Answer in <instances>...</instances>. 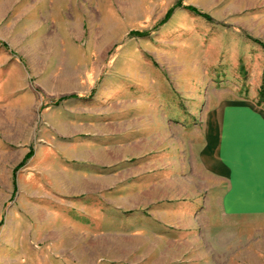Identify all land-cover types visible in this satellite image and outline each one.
<instances>
[{
    "label": "rangeland",
    "instance_id": "374dc122",
    "mask_svg": "<svg viewBox=\"0 0 264 264\" xmlns=\"http://www.w3.org/2000/svg\"><path fill=\"white\" fill-rule=\"evenodd\" d=\"M230 103L264 112V0H0V264H264V185L201 163Z\"/></svg>",
    "mask_w": 264,
    "mask_h": 264
},
{
    "label": "crops",
    "instance_id": "0c3cea01",
    "mask_svg": "<svg viewBox=\"0 0 264 264\" xmlns=\"http://www.w3.org/2000/svg\"><path fill=\"white\" fill-rule=\"evenodd\" d=\"M114 97L115 95L106 98V102ZM101 103L103 102L95 100L91 104L95 106ZM90 118L91 123L108 122L99 116ZM204 123L205 148L201 153V163L205 169L230 180L231 190L225 197L224 205L234 210L245 202L240 200L239 187L247 188L248 191L250 189L252 194H256L259 182H261L260 186L264 185V112L258 107L245 103L223 104L208 115ZM87 126L92 132L84 129L80 136L92 140L87 139L88 144L75 158L81 163L96 166L111 164L112 161L109 164L97 161V156L95 157L93 152L94 148H97L96 143L100 146L104 145L102 148L106 150L113 147L93 139L97 135V129L92 125ZM129 139L128 137L126 140L127 145L132 143ZM137 139L141 140L142 137ZM110 140L113 138L111 137ZM111 144L112 142L109 145ZM87 149L89 151H86ZM66 156L70 157L72 154L68 152Z\"/></svg>",
    "mask_w": 264,
    "mask_h": 264
},
{
    "label": "trees",
    "instance_id": "16d2710c",
    "mask_svg": "<svg viewBox=\"0 0 264 264\" xmlns=\"http://www.w3.org/2000/svg\"><path fill=\"white\" fill-rule=\"evenodd\" d=\"M180 4V3H179ZM178 4V5H179ZM177 5V6H178ZM184 9H186V10H188V11H190V12H192L193 14H197V15H199V16H202V17H205L206 19H208V17L207 16H205V15H203V13H200V12H198L195 8H193V7H186V6H184ZM173 10H174V8H172L167 14H166V18H168L169 16H170V14L173 12ZM255 42H257V43H259V45L261 46V44H260V42H258V41H255ZM30 155V154H29Z\"/></svg>",
    "mask_w": 264,
    "mask_h": 264
}]
</instances>
